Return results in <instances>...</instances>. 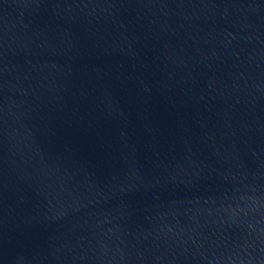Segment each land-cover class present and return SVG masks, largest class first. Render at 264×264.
Wrapping results in <instances>:
<instances>
[{
	"label": "water",
	"instance_id": "water-1",
	"mask_svg": "<svg viewBox=\"0 0 264 264\" xmlns=\"http://www.w3.org/2000/svg\"><path fill=\"white\" fill-rule=\"evenodd\" d=\"M0 264H264V0H0Z\"/></svg>",
	"mask_w": 264,
	"mask_h": 264
}]
</instances>
